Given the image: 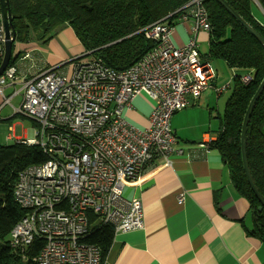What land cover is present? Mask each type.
Wrapping results in <instances>:
<instances>
[{"label": "built area", "instance_id": "1", "mask_svg": "<svg viewBox=\"0 0 264 264\" xmlns=\"http://www.w3.org/2000/svg\"><path fill=\"white\" fill-rule=\"evenodd\" d=\"M180 10L184 20L191 17L194 23L193 36L183 45L174 44L173 26L160 19L140 30L154 45L132 66L116 69L100 57L74 58L71 67H48L16 91L22 101L15 114L38 123L31 137L17 141L39 147L46 156L23 168L14 187L25 214L11 230L10 245L23 260L102 264L101 248L86 240L91 226L107 224L115 233L144 227L141 197L128 198L126 189L145 184L151 163L171 166L172 157L182 154L171 128L176 112L207 89L220 95L230 87V82L216 85V69L199 50L197 34L211 29L204 0H191ZM5 41L1 16L2 58ZM18 72L14 64L5 69L0 94L4 84L18 80ZM251 79L250 74L242 77L246 83ZM137 96L151 101L146 127L126 116ZM35 241L39 250L31 256Z\"/></svg>", "mask_w": 264, "mask_h": 264}, {"label": "crops", "instance_id": "2", "mask_svg": "<svg viewBox=\"0 0 264 264\" xmlns=\"http://www.w3.org/2000/svg\"><path fill=\"white\" fill-rule=\"evenodd\" d=\"M252 13L264 25V7L258 0H253ZM171 25L175 45H183L193 36L191 17L184 20L180 15ZM209 37L206 30L197 34L201 53ZM21 51L14 64L19 67L18 80L3 85L0 111L6 104L14 110L12 100L22 95L16 91L24 80L55 65L71 67L70 60H80L86 53L69 25L62 27L47 44L17 42L14 55ZM216 85L219 86L218 77ZM5 89L12 93L6 96ZM221 99V94L207 89L172 116L171 128L183 152L172 157L171 166L158 168L156 162L147 166L143 186H128V198L141 197L145 225L116 232L103 264H264V243L249 234L254 220L250 204L234 187L231 171L219 150L210 147L224 113ZM151 109L148 98L137 96L126 116L133 124L146 127ZM35 129L17 137L13 122L4 139L29 138ZM181 195L182 203L178 201Z\"/></svg>", "mask_w": 264, "mask_h": 264}, {"label": "trees", "instance_id": "3", "mask_svg": "<svg viewBox=\"0 0 264 264\" xmlns=\"http://www.w3.org/2000/svg\"><path fill=\"white\" fill-rule=\"evenodd\" d=\"M190 1L8 0L16 31L10 64H16L22 54L21 51L14 55L17 42L45 44L69 25L87 54L102 58L116 69H126L154 45L140 30L160 19L171 24ZM226 1L264 37V25L252 13L253 0ZM258 1L264 7V0ZM204 4L211 24L208 57L223 59L230 68L238 70L233 77V92L216 130L217 137L210 142V147L219 150L231 171L234 187L250 204L254 220L249 234L264 243V207L254 213L261 202L246 175L241 141L247 108L264 80V45L219 0H204ZM1 60L0 56V64ZM244 74L252 76L247 83L242 81ZM247 157L255 184L264 196V90L248 123ZM45 159L37 146L18 141L0 142V264H35L31 257L23 260L20 250L10 245L11 230L25 214L14 196V187L23 168ZM114 235L110 225L90 227L86 240L101 248L102 264ZM39 245L35 241L29 250L31 256L38 252Z\"/></svg>", "mask_w": 264, "mask_h": 264}, {"label": "water", "instance_id": "4", "mask_svg": "<svg viewBox=\"0 0 264 264\" xmlns=\"http://www.w3.org/2000/svg\"><path fill=\"white\" fill-rule=\"evenodd\" d=\"M263 45H264V37L255 29L252 27L249 22H247L226 0H219ZM8 0H1L2 5V21L5 27V35H6V41H5V51L4 55L0 64V76L3 74L5 69L10 64V60L12 57V50H13V44L16 40V31L15 27L12 24V18H11V12L7 5ZM264 90V80L258 87L257 91L255 92L253 98L251 99V102L247 108L246 115L243 121V128H242V156H243V163L246 171L247 178L249 180L250 185L252 186L256 196L261 202V205L258 207L257 210H255V214L258 213V211L262 210L264 207V196L259 191L257 185L255 184L254 178L252 176L248 157H247V130H248V123L250 120V116L252 114V111L254 109V106L260 97L261 93Z\"/></svg>", "mask_w": 264, "mask_h": 264}, {"label": "rangeland", "instance_id": "5", "mask_svg": "<svg viewBox=\"0 0 264 264\" xmlns=\"http://www.w3.org/2000/svg\"><path fill=\"white\" fill-rule=\"evenodd\" d=\"M50 40L47 43H49ZM201 50H202L201 54L208 53L209 51L208 41L203 43ZM93 57L94 55L92 54H86L84 57L81 58V60L85 61V60L92 59ZM210 61L212 65L214 66V68L216 69V72L218 75L219 87L226 85L227 83L230 82V87L227 90H225L223 94H221V97H222L221 100L223 101L222 105H223V112H224L226 108V103L233 92V80H234L233 77L236 75L238 71L230 68L223 59L217 58V59H211ZM17 88L19 89L21 87L17 85ZM10 93H12L10 89H5L4 94L6 96H8ZM3 100L4 98L0 95V105L3 102ZM21 101H22V95H16L12 100V104L18 107ZM14 113L15 112L13 110V107L10 104H6L0 111V142L3 144H10L14 142L13 140L6 141L4 139V133L8 131L9 125H11L13 122L15 123V128H16L15 135L17 137L23 136L24 133L28 134L30 130L35 129L38 126V123L33 121L32 119L26 116H23V115H19V114L14 115ZM8 117H11V119H8Z\"/></svg>", "mask_w": 264, "mask_h": 264}]
</instances>
